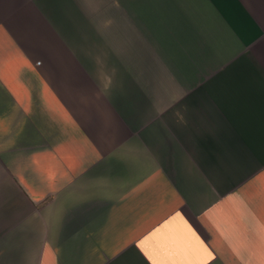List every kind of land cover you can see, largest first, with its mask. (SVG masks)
<instances>
[{"label":"crops","instance_id":"0c3cea01","mask_svg":"<svg viewBox=\"0 0 264 264\" xmlns=\"http://www.w3.org/2000/svg\"><path fill=\"white\" fill-rule=\"evenodd\" d=\"M45 1L0 0V264H264V0H74L181 147L117 154Z\"/></svg>","mask_w":264,"mask_h":264},{"label":"rangeland","instance_id":"374dc122","mask_svg":"<svg viewBox=\"0 0 264 264\" xmlns=\"http://www.w3.org/2000/svg\"><path fill=\"white\" fill-rule=\"evenodd\" d=\"M82 12L78 1L46 0L39 21L51 36V50L61 59L65 82H71L83 95L79 97L82 102L93 107L95 134L110 139L111 154L142 145L153 148L155 144L180 151V144L166 143L169 135L161 125L168 113L150 111V97L137 94L129 78L132 73L116 62V55L103 48L102 33L97 30L100 25ZM172 116L173 113L168 115V119ZM119 128L123 130L120 135ZM154 135H158L157 142ZM113 165H117V159H111Z\"/></svg>","mask_w":264,"mask_h":264}]
</instances>
